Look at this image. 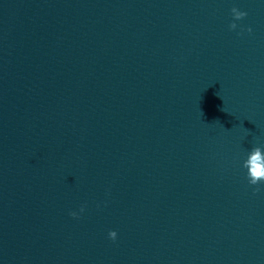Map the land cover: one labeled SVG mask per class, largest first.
Listing matches in <instances>:
<instances>
[{
    "label": "water",
    "instance_id": "95a60500",
    "mask_svg": "<svg viewBox=\"0 0 264 264\" xmlns=\"http://www.w3.org/2000/svg\"><path fill=\"white\" fill-rule=\"evenodd\" d=\"M253 148L264 0H0V264H264Z\"/></svg>",
    "mask_w": 264,
    "mask_h": 264
},
{
    "label": "clouds",
    "instance_id": "9594fccd",
    "mask_svg": "<svg viewBox=\"0 0 264 264\" xmlns=\"http://www.w3.org/2000/svg\"><path fill=\"white\" fill-rule=\"evenodd\" d=\"M231 12L235 13V15L233 16L234 20H241L247 15L246 12L238 11L237 8L235 7L231 9ZM229 27L230 29L235 30L237 28V24L233 22L229 25ZM247 31L251 33L252 29L248 28ZM250 153H251V159L254 163V166L252 167L250 172L247 173V178H248V182L250 185H258L261 182V177L264 176V170H262L261 163H260L261 158H260L259 148H253ZM254 191L259 192L261 191V189L257 187L256 189H254ZM80 211L83 212L84 208L81 207ZM70 215H72L73 217H77L76 212H72L70 213ZM108 236L111 240L115 241L117 238V233L116 231H110L108 233Z\"/></svg>",
    "mask_w": 264,
    "mask_h": 264
}]
</instances>
